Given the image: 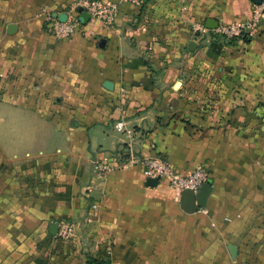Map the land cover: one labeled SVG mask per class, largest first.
I'll return each mask as SVG.
<instances>
[{
	"label": "crops",
	"instance_id": "0c3cea01",
	"mask_svg": "<svg viewBox=\"0 0 264 264\" xmlns=\"http://www.w3.org/2000/svg\"><path fill=\"white\" fill-rule=\"evenodd\" d=\"M76 1L0 0V264H241L227 196L264 187V19L242 37L217 29L264 0H104L112 25L48 32ZM128 145L184 173L204 166L207 206L186 212L140 163L95 176ZM65 219L74 238L51 233Z\"/></svg>",
	"mask_w": 264,
	"mask_h": 264
},
{
	"label": "built area",
	"instance_id": "2783aa9c",
	"mask_svg": "<svg viewBox=\"0 0 264 264\" xmlns=\"http://www.w3.org/2000/svg\"><path fill=\"white\" fill-rule=\"evenodd\" d=\"M134 5H138L142 0H122ZM87 11L91 17L100 19L108 25H112L116 20L117 5L111 1L104 0H77L75 9L68 13L65 20L53 19L48 24V32L53 33L57 38L64 39L77 34L82 27L80 21L79 9ZM264 19V6L258 7L253 17L245 23H223L217 29L218 33L226 37H242L260 25ZM124 121L116 123L118 130L124 129ZM144 165V174L147 178H165L169 184L179 190L191 189L194 192L199 191L200 187L209 178V171L204 166H199L189 173L181 172L171 166L164 158L157 155H140L128 145L123 150L115 153L114 160L106 158L98 159L94 164V174L100 179H107L112 172L123 167H129L135 164ZM93 208L97 204L92 205ZM76 234V225L70 220H62L59 223L58 235L63 238H74Z\"/></svg>",
	"mask_w": 264,
	"mask_h": 264
},
{
	"label": "rangeland",
	"instance_id": "374dc122",
	"mask_svg": "<svg viewBox=\"0 0 264 264\" xmlns=\"http://www.w3.org/2000/svg\"><path fill=\"white\" fill-rule=\"evenodd\" d=\"M244 192L243 188L237 189V199ZM248 195H250L246 198L248 201L235 204L231 202L234 200V196L230 194L227 196L229 216L232 219L236 216L235 219H237L229 221L231 226L234 225L239 228L240 225L242 230L243 235L241 236H243L245 254L241 264H264V187L257 184Z\"/></svg>",
	"mask_w": 264,
	"mask_h": 264
},
{
	"label": "water",
	"instance_id": "95a60500",
	"mask_svg": "<svg viewBox=\"0 0 264 264\" xmlns=\"http://www.w3.org/2000/svg\"><path fill=\"white\" fill-rule=\"evenodd\" d=\"M80 13V21L83 24H86L90 19L91 15L83 10L82 8L79 9ZM213 20L215 19H209L207 23V28L214 29L218 27V21H215L216 23H213ZM10 30V29H9ZM189 46L191 49L196 46L195 41H190ZM159 181V178H149L147 183L148 185H156ZM212 180L208 179L203 185L200 187L199 191L194 192L191 189H185L182 191L181 195V207L186 211V212H195L201 208H204L207 206L208 203V198L213 191V186H212ZM58 231V226L56 223L51 224V233L56 234ZM231 253L234 256L236 253L235 246L231 245L230 246Z\"/></svg>",
	"mask_w": 264,
	"mask_h": 264
},
{
	"label": "trees",
	"instance_id": "16d2710c",
	"mask_svg": "<svg viewBox=\"0 0 264 264\" xmlns=\"http://www.w3.org/2000/svg\"><path fill=\"white\" fill-rule=\"evenodd\" d=\"M209 179V178H208ZM95 262V261H94Z\"/></svg>",
	"mask_w": 264,
	"mask_h": 264
}]
</instances>
